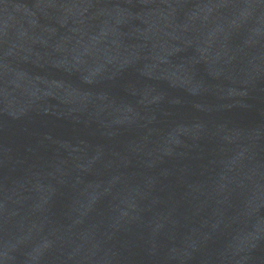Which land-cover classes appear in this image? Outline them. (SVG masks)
<instances>
[{"label": "water", "instance_id": "1", "mask_svg": "<svg viewBox=\"0 0 264 264\" xmlns=\"http://www.w3.org/2000/svg\"><path fill=\"white\" fill-rule=\"evenodd\" d=\"M0 264H264V0H0Z\"/></svg>", "mask_w": 264, "mask_h": 264}]
</instances>
